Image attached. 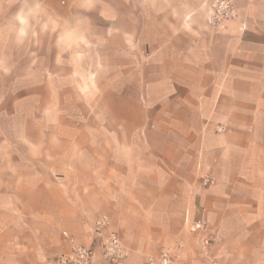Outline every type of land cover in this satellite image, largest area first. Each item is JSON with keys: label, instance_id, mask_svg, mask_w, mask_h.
<instances>
[{"label": "crops", "instance_id": "crops-1", "mask_svg": "<svg viewBox=\"0 0 264 264\" xmlns=\"http://www.w3.org/2000/svg\"><path fill=\"white\" fill-rule=\"evenodd\" d=\"M236 5L222 30L166 25L111 73L138 87L109 89L110 119L77 121L23 117L21 13L0 9V264H59L102 216L128 253L91 264H264V0Z\"/></svg>", "mask_w": 264, "mask_h": 264}, {"label": "rangeland", "instance_id": "rangeland-1", "mask_svg": "<svg viewBox=\"0 0 264 264\" xmlns=\"http://www.w3.org/2000/svg\"><path fill=\"white\" fill-rule=\"evenodd\" d=\"M215 1L0 0V9L16 7L21 13L16 19L21 23L16 36L22 45L21 71L23 76H34L21 81L20 102L28 108L23 117L110 119L109 89H127L131 83L138 87L137 80L114 79L111 73L126 72V60H133L130 72H141L147 43L156 42L166 25L174 29L176 24L199 21L216 31L238 21L236 0H232L234 18L213 23ZM10 34L5 33L7 39ZM37 105L54 109L32 111ZM33 129L27 123V131ZM188 228L195 229L192 222Z\"/></svg>", "mask_w": 264, "mask_h": 264}, {"label": "built area", "instance_id": "built-area-1", "mask_svg": "<svg viewBox=\"0 0 264 264\" xmlns=\"http://www.w3.org/2000/svg\"><path fill=\"white\" fill-rule=\"evenodd\" d=\"M211 20L215 24L232 19L235 9L232 0H216L212 5ZM205 185L215 184L216 179L209 175L202 178ZM201 222H193L194 228H199ZM73 247L70 253H63L58 257L59 264H91L97 253L111 263H119L128 253V247L115 230L108 229V219L98 218L94 223V243L92 246L79 244L74 237H70ZM97 247V248H96ZM143 264H187L173 258L168 251L159 255H147Z\"/></svg>", "mask_w": 264, "mask_h": 264}, {"label": "clouds", "instance_id": "clouds-1", "mask_svg": "<svg viewBox=\"0 0 264 264\" xmlns=\"http://www.w3.org/2000/svg\"><path fill=\"white\" fill-rule=\"evenodd\" d=\"M21 19H22V22L27 23L26 19H24L23 17Z\"/></svg>", "mask_w": 264, "mask_h": 264}]
</instances>
